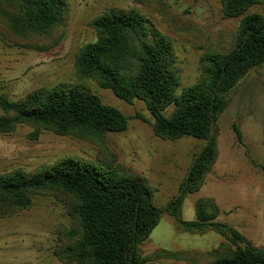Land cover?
<instances>
[{
	"label": "trees",
	"instance_id": "obj_1",
	"mask_svg": "<svg viewBox=\"0 0 264 264\" xmlns=\"http://www.w3.org/2000/svg\"><path fill=\"white\" fill-rule=\"evenodd\" d=\"M258 4L260 0H220L224 18H240L231 49L204 55L197 82L179 93L172 44L151 32L148 20L134 10L105 11L91 24L95 41L82 46L75 56L74 69L80 79L93 80L122 101H142L153 118L150 125L157 138L191 137L203 142L178 195L163 210L153 205L152 188L140 175L64 158L34 173L0 175V219L27 209L36 195L59 194L66 198L73 221L56 252L63 264H151L182 256L161 250L141 258L138 246L163 213L179 222L185 197L200 190L216 162L217 122L228 105L227 97L252 68L264 63V16L245 14ZM65 6L63 0H0V17L16 36L48 34L60 22ZM169 107L171 112L165 114ZM0 110L2 134L27 125L35 128L33 135L46 130L91 142L124 131L128 121L81 87L41 89L16 102L0 95ZM232 127L241 143L240 131ZM218 215L213 199L203 198L195 204V220L179 222L184 232L213 230L224 238L226 245L209 253L208 264H264V248L250 246L238 231L215 222Z\"/></svg>",
	"mask_w": 264,
	"mask_h": 264
},
{
	"label": "rangeland",
	"instance_id": "obj_2",
	"mask_svg": "<svg viewBox=\"0 0 264 264\" xmlns=\"http://www.w3.org/2000/svg\"><path fill=\"white\" fill-rule=\"evenodd\" d=\"M63 1L66 6L60 22L48 34L16 36L0 17V95L16 102L41 89L81 87L125 116L127 127L122 132L107 133L102 142H91L46 130L33 135L35 128L18 125L10 133H0V175L13 171L34 173L64 158L87 165H110L145 179L152 188L153 205L163 210L178 195L203 142L191 137L176 141L157 138L145 104L137 99L122 101L93 80L80 79L74 69L75 56L82 46L95 41L91 24L105 11L134 10L148 20L151 32L172 44L180 78L179 93L197 82L204 55L231 49L240 18H224L220 0ZM250 13L264 16V0L245 12ZM227 100L217 122L220 148L216 164L200 190L185 197L177 217L179 222L195 220L199 199L219 197L226 200L225 213L218 215L215 222L235 229L234 221L228 224V211L243 207L252 180L257 181L260 168L264 172V63L252 68ZM171 110L169 107L165 114ZM233 125L241 133V143L235 138ZM216 180L222 185L215 184ZM66 202L59 194H39L27 209L0 219V264H63L56 252L73 227ZM179 222L163 213L149 237L138 246L141 258L164 250L182 256L156 259L151 264H208L209 253L226 245L213 230L184 232ZM236 226L243 230L240 223ZM240 234L253 247L245 234Z\"/></svg>",
	"mask_w": 264,
	"mask_h": 264
},
{
	"label": "crops",
	"instance_id": "obj_3",
	"mask_svg": "<svg viewBox=\"0 0 264 264\" xmlns=\"http://www.w3.org/2000/svg\"><path fill=\"white\" fill-rule=\"evenodd\" d=\"M219 146L220 145L218 139V149L220 148ZM260 149V154H263V148ZM216 181L217 182L215 184L220 186L222 185L221 182H219L218 180ZM250 186L251 190L247 191L248 197L245 199L246 201L244 202L243 207L241 208L242 210L240 209L239 211H233L232 209L228 211V214H230L228 224H234V221V228L240 233H244V236L249 242H251L254 248H264V172L261 168L260 172L258 173L257 181L253 182L252 180ZM204 198H211L214 200L215 204L219 208V215L225 213L223 212V209L226 205H223L226 200H220L219 197L210 196ZM235 209L237 210V208ZM238 223L242 225L240 227H242L244 231H241V229L236 226V224Z\"/></svg>",
	"mask_w": 264,
	"mask_h": 264
}]
</instances>
